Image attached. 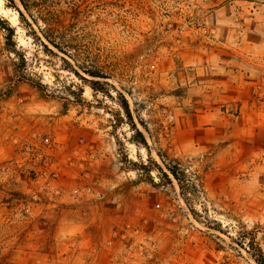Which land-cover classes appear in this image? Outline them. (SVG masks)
<instances>
[{
	"label": "rangeland",
	"instance_id": "obj_1",
	"mask_svg": "<svg viewBox=\"0 0 264 264\" xmlns=\"http://www.w3.org/2000/svg\"><path fill=\"white\" fill-rule=\"evenodd\" d=\"M79 3L112 79L0 0V264H264V0Z\"/></svg>",
	"mask_w": 264,
	"mask_h": 264
},
{
	"label": "trees",
	"instance_id": "obj_2",
	"mask_svg": "<svg viewBox=\"0 0 264 264\" xmlns=\"http://www.w3.org/2000/svg\"><path fill=\"white\" fill-rule=\"evenodd\" d=\"M7 1L11 4L12 8L15 9L19 19L22 20L39 46L45 52L54 55L52 50H55L57 53L62 54L74 62L77 67L76 69H74L64 58H61L67 65H69V70L74 75L85 81L88 80L83 78L79 72L96 80L105 81L113 78V74L111 73L115 71L108 69V73L104 72L103 66L106 65V62L101 61V56L99 54L102 49L99 45L100 38L94 33L95 26L100 19L97 17L95 21H90L91 14L86 7L82 8L79 0H17L19 7L15 5L14 0ZM13 35L14 29L7 26L6 41L8 45L12 46V51L17 53L14 49L13 42L12 44H9V42L11 43ZM112 59L115 61L117 60V57L113 55ZM100 63H102V66H99ZM89 83L91 89L94 91H102L100 88L101 82L90 81ZM111 88L121 98L124 118L128 121L127 125L135 131L139 142L147 148L145 139L133 122L127 99L113 86H111ZM124 92L129 97L131 96L130 92L127 90H124ZM137 121L150 136L148 128L138 117ZM162 163L166 171L172 176L181 189V181L179 177L180 175H183V172L179 173V165L170 166L163 160ZM155 167L159 174H161L167 180L168 184L171 185L168 175L156 164ZM190 212L193 215L192 210H190Z\"/></svg>",
	"mask_w": 264,
	"mask_h": 264
}]
</instances>
